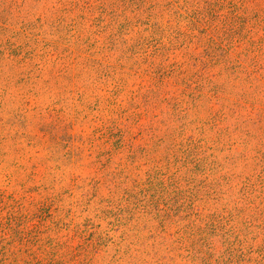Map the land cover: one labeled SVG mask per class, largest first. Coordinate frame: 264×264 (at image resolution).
<instances>
[{
  "label": "rangeland",
  "instance_id": "374dc122",
  "mask_svg": "<svg viewBox=\"0 0 264 264\" xmlns=\"http://www.w3.org/2000/svg\"><path fill=\"white\" fill-rule=\"evenodd\" d=\"M0 264H264V0H0Z\"/></svg>",
  "mask_w": 264,
  "mask_h": 264
}]
</instances>
